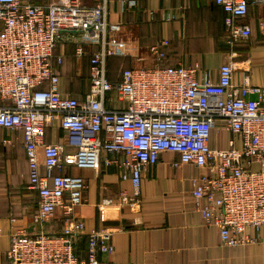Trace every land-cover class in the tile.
Here are the masks:
<instances>
[{
  "label": "built area",
  "instance_id": "2783aa9c",
  "mask_svg": "<svg viewBox=\"0 0 264 264\" xmlns=\"http://www.w3.org/2000/svg\"><path fill=\"white\" fill-rule=\"evenodd\" d=\"M214 2L224 13L227 44L251 36L252 27L243 19L252 6L261 7L258 25L264 34V0ZM126 3L136 5L135 0ZM107 4L0 0V128L20 134L28 161L26 186L37 194L31 228L10 217L8 264H107L100 255L114 250L113 230H85L75 208L84 201L86 182L66 166H114L119 178L132 185V193L122 192V199L137 207L142 174L162 152L177 154L174 167L192 163L201 170L192 180L195 206L205 224L218 228L222 244L254 242L248 228L264 224V87L247 75L235 83L233 62L222 63L215 80L208 71L198 78V63L161 65L168 39L149 46L155 65L126 67L111 81ZM61 41H71L77 57L88 56L90 84L81 99L61 91L55 63L62 56L54 53ZM54 122L72 152L46 142V128ZM222 130L231 133L224 149L211 145L213 132ZM1 142L12 144L13 138ZM112 201L104 197L98 205ZM58 207L61 227L55 232L47 226ZM83 235L87 245L81 255L76 244Z\"/></svg>",
  "mask_w": 264,
  "mask_h": 264
},
{
  "label": "crops",
  "instance_id": "0c3cea01",
  "mask_svg": "<svg viewBox=\"0 0 264 264\" xmlns=\"http://www.w3.org/2000/svg\"><path fill=\"white\" fill-rule=\"evenodd\" d=\"M80 1L86 5L101 2ZM135 2L136 5L128 7L126 0H107V46L111 52L107 58V76L111 81L118 80L126 67L155 65L149 46L168 39L166 63L187 66L198 63V78L208 71L215 80L219 66L233 62L235 83L247 75L252 84L264 87V34L258 25L260 6L250 7L243 19L252 27L251 36L231 46L225 40L223 12L214 0ZM74 48L71 41L59 42L54 53L62 59L55 67L61 91L81 99L89 88L90 67L88 56L77 57ZM3 137L13 138V143L3 144ZM211 137L212 146L224 149L231 133L222 130L213 132ZM45 140L61 143L65 152L73 151V147L65 144V133L58 122L46 128ZM22 146L19 133L12 135L0 128V264H8L10 217L17 218L15 224L31 228V213L37 208V194L26 186L28 161ZM38 155L42 157L40 147ZM176 158L174 152H162L157 163L144 171L140 182L141 203L137 207H130L122 199V192L132 193V185L119 178L114 166L99 169L66 166L69 173L86 182L84 201L75 208V216L84 221L85 230L97 227L113 230L114 250L101 254L100 258L107 264H264V224L258 230L248 228L254 242L237 246L222 244L218 228L205 224L195 206L192 180L201 170L192 163L174 167L172 161ZM253 167L258 168V164L254 163ZM104 197L111 198L112 203L99 206ZM201 200V206L207 204L205 198ZM61 211L60 207L56 209V218L47 229L58 232ZM76 245L83 255L86 236Z\"/></svg>",
  "mask_w": 264,
  "mask_h": 264
},
{
  "label": "trees",
  "instance_id": "16d2710c",
  "mask_svg": "<svg viewBox=\"0 0 264 264\" xmlns=\"http://www.w3.org/2000/svg\"><path fill=\"white\" fill-rule=\"evenodd\" d=\"M218 6V5H217ZM219 7V6H218ZM220 8V7H219ZM221 9V8H220ZM222 10V9H221ZM223 12V11H222ZM223 15H224V13H223ZM223 29H224V23H223ZM224 32H225V29L223 30ZM166 59H167V52H166V57L161 61V65H172V64H168V63H166ZM175 65H177V64H175Z\"/></svg>",
  "mask_w": 264,
  "mask_h": 264
}]
</instances>
